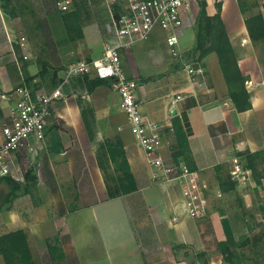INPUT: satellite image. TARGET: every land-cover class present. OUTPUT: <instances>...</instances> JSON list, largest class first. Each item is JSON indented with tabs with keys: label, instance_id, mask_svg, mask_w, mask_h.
Wrapping results in <instances>:
<instances>
[{
	"label": "crops",
	"instance_id": "0c3cea01",
	"mask_svg": "<svg viewBox=\"0 0 264 264\" xmlns=\"http://www.w3.org/2000/svg\"><path fill=\"white\" fill-rule=\"evenodd\" d=\"M199 1L193 0L182 9L179 48L188 58L196 45ZM204 1L210 15L217 14L218 4L221 6L239 66L248 78L250 109L239 111L229 97L215 54L202 60L204 64L208 59L211 62L205 67L207 83L193 89L181 63L170 55L162 29L155 30L148 41L122 50L121 61L124 72L139 83L137 95L143 113L162 127L161 153L170 165L177 164L178 133H186L185 116L189 120V151L182 162L197 174L200 183L209 185V190L202 192L207 215L190 217L182 206L180 186L153 180L152 167L121 110L120 95L111 81L92 91L86 86L88 76L63 84L62 66L78 60L69 52L74 55L78 49L81 59L94 60L102 57L108 43L117 44L115 37L108 38L101 30L92 36L85 30L83 40L75 46L67 37V55L57 62L58 86L62 85L64 95L53 105L44 139L33 140V150L17 152L12 174L0 183L6 194L2 205L4 234L23 230L31 250L33 242L39 240L48 252L52 238H56L66 260L73 264L101 262L103 256L109 264H226L217 252L219 243L227 239L226 225L235 238L264 236V229L257 227L259 191L241 187L231 178L234 158L252 170L255 183L264 177V49L252 41L238 0ZM256 1L257 12L264 13V1ZM119 3L123 9L124 3ZM28 45L24 54L29 62ZM16 66L17 80L5 66L0 68L2 92L26 85L20 66ZM27 71L35 77L31 87L40 85L36 90L46 91L36 63L27 64ZM178 93L186 98L176 103ZM0 101L6 117L11 101ZM194 101L196 105L190 107ZM3 139L0 127V144ZM101 164L116 178L128 172L132 190L111 198ZM30 168L35 170L36 183L25 179ZM12 186L17 188L15 198Z\"/></svg>",
	"mask_w": 264,
	"mask_h": 264
},
{
	"label": "built area",
	"instance_id": "2783aa9c",
	"mask_svg": "<svg viewBox=\"0 0 264 264\" xmlns=\"http://www.w3.org/2000/svg\"><path fill=\"white\" fill-rule=\"evenodd\" d=\"M108 12V32L117 39V44L108 43L101 58L72 62L64 77V83L77 76H92L111 81L120 95V107L126 114L130 127L144 150L152 167V178L163 184L176 183L184 193L182 206L192 218L207 215V207L202 192L209 185L200 183L197 174L185 162L168 164L161 150L163 147L162 127L149 119L142 111L137 91L139 83L123 70L121 51L137 43L146 42L153 32L162 29L166 32V42L170 55L181 63L193 89L207 83V70L200 62H190L179 48L180 30L183 27L182 9L190 6L193 0H104ZM124 3L116 15L115 7ZM264 1V0H263ZM62 12L71 8V0L58 2ZM19 44L26 51L27 40L22 37ZM27 59L28 56L24 55ZM0 88V94H1ZM63 87L50 92L34 91L26 85L18 86L1 94V98L11 101L8 116L3 124L4 139L0 144V181L12 174L14 155L23 149L33 150L32 141L45 137V130L56 100L63 97ZM186 96L178 93L174 102ZM231 178L241 187H256L253 172L244 168L239 158L232 160ZM259 223L264 225V178L260 186ZM174 221L178 216H174Z\"/></svg>",
	"mask_w": 264,
	"mask_h": 264
},
{
	"label": "rangeland",
	"instance_id": "374dc122",
	"mask_svg": "<svg viewBox=\"0 0 264 264\" xmlns=\"http://www.w3.org/2000/svg\"><path fill=\"white\" fill-rule=\"evenodd\" d=\"M3 1L6 4L8 3L11 11L5 13L2 7L3 2L0 1V68L5 66L10 72V75L15 77L17 80L19 71L16 65L20 66L22 76L24 78L22 66L24 64L27 65L30 63H36L39 70L37 74L46 70L44 76L41 75L43 79L41 86L47 92L52 91L56 88L53 84V72L57 69L56 65L57 62L60 61L61 56L67 55L66 46L69 38L63 23L62 11L58 5L60 0ZM248 1L250 2L249 5L252 6L251 11L254 13L257 12L259 7L258 2L256 0ZM71 7L79 9L83 27L82 31L86 30L89 35L92 36L96 30H101L103 33H106V37L110 38V36H112L109 32H107L106 28L109 18L106 2L104 0H71ZM250 14L251 13H249V15ZM72 34V37H75V39L71 41L74 46L77 42H81L83 40V37L80 38L78 36V32H73ZM23 36L26 37L27 43L29 44V62L23 59V56L25 55L24 52L22 50H18L16 47V43H19ZM258 45L264 49V43H258ZM69 47L71 48V46ZM75 52L76 53L74 55L71 54V52H69V54L78 58V61L86 60L81 59L83 58V55L80 51H78V49H76ZM191 55V58H188L187 55H185V58L190 62H200L204 67L207 66L209 68L211 65L209 59L206 60L205 64L202 61L210 54L204 58H200L198 54ZM215 56L218 59L216 54ZM68 67L69 66H62L64 69V72L62 73L63 77H65ZM29 88L34 90L33 87ZM2 93L4 92L1 91V94ZM6 118L7 116L0 118V127H3ZM263 178L264 177L261 178L259 183H255L254 181L256 184L255 188L259 191V195L257 196L258 204H260L261 200L260 186L262 185ZM5 196L6 194L0 189V205H3ZM257 211L259 213V210ZM256 215L258 214H254L255 217ZM257 225L260 230L264 229V227H262L264 225L261 226L260 223H257ZM3 234L2 212H0V236ZM235 239L236 245L233 247V251L235 253L233 259L234 264H264V236H236ZM47 242L49 244L50 239H48ZM33 244L32 250L30 248V252L32 258L31 261L34 264H73L72 261L66 260L63 250L61 249V242L58 240L56 241V238H52L51 240V245L55 246L52 251L49 249L50 253L48 252L46 244L39 243V240L38 242H33ZM217 252H221L219 246L217 248ZM222 260L224 261L223 256ZM98 262L101 264H109L107 256H103V258H101V262L98 259L92 260V264H98ZM0 264H7V261L2 254H0ZM17 264H27L24 260V256L18 257Z\"/></svg>",
	"mask_w": 264,
	"mask_h": 264
},
{
	"label": "trees",
	"instance_id": "16d2710c",
	"mask_svg": "<svg viewBox=\"0 0 264 264\" xmlns=\"http://www.w3.org/2000/svg\"><path fill=\"white\" fill-rule=\"evenodd\" d=\"M3 10L5 13H8L10 7L8 3H4L3 0ZM240 8L243 14L246 15L245 21L247 28L249 30L252 41L255 44L264 43V13L262 12H252L251 5H249L248 0H238ZM257 3V2H256ZM258 5V4H255ZM207 2L204 0L199 1V13L196 20V45L193 50V54H198L200 58H204L211 53H215L218 57L219 64L225 76V80L229 89V97L234 102L236 108L239 111H246L252 107L251 104V95L246 88L247 77L242 73L239 66V60L237 53L231 43L229 35L226 31L225 24L221 17V6L218 4V13L215 15H210L207 10ZM116 15L119 13V7H115ZM13 12V11H12ZM63 16V23L66 28L67 34L70 38L69 41L75 39L72 37L73 32H78V36L83 37V27L81 21V14L79 9L70 8L66 12H61ZM249 13H251L249 15ZM18 50L21 49V45L16 43ZM24 57V56H23ZM22 57V58H23ZM25 59V58H23ZM46 69V68H45ZM22 71L24 73V82L27 86L31 87L35 77L29 75L27 71V65L22 66ZM43 71L40 75L44 76ZM48 72V71H47ZM58 69L53 72V84L58 87L61 83V80L58 79ZM86 86L89 91L94 90L95 88L107 84V80L92 78L88 76L85 78ZM22 85V84H21ZM40 85H36L33 92L38 89ZM196 105V101L191 103L190 107ZM4 117V112L1 107L0 101V118ZM185 126L187 128L186 133H178V147L179 149L174 152V158L177 163L184 161L186 153L189 151L188 146V136L191 135L190 123L187 117L185 116ZM91 138H93L91 134ZM101 167L105 173V181L107 184V189L109 196L111 198L120 196L124 193H128L132 190L131 182L132 177L128 172H125V177L116 178L113 175H110L106 167L101 164ZM8 178V177H7ZM5 178V179H7ZM26 181H31L36 183L37 177L34 168H30L25 174ZM4 180V179H3ZM1 180L0 183L3 181ZM17 188L12 186L11 195L13 198L17 197L16 194ZM11 197V196H9ZM3 206L0 205V212H2ZM227 239L219 243V248L223 255L224 261L226 264H234L233 259L235 253L233 247L236 245L235 237L233 236L228 225H226ZM49 249L52 251L53 246L49 244ZM0 254L5 257L7 264H17V259L19 256H24V260L27 264H34L31 260V252L27 236L23 230H16L10 233H6L0 236ZM202 257L205 255L201 254Z\"/></svg>",
	"mask_w": 264,
	"mask_h": 264
}]
</instances>
